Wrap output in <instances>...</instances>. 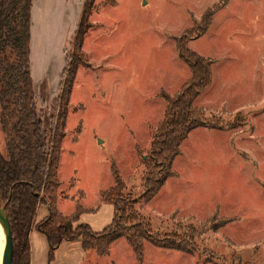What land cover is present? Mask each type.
<instances>
[{"label":"rangeland","instance_id":"374dc122","mask_svg":"<svg viewBox=\"0 0 264 264\" xmlns=\"http://www.w3.org/2000/svg\"><path fill=\"white\" fill-rule=\"evenodd\" d=\"M34 1L31 75L46 86L37 104L49 127L85 0ZM90 24L60 157L64 214L95 209L80 223L96 233L110 225L101 194L114 186L113 169L125 198L142 195L166 107L160 93L175 96L191 77L179 43L212 61L213 83L195 106L214 128L190 133L177 175L137 207L153 239L175 236L184 249L146 242L142 263L120 239L107 256L86 252L83 264H264V0H96Z\"/></svg>","mask_w":264,"mask_h":264},{"label":"trees","instance_id":"16d2710c","mask_svg":"<svg viewBox=\"0 0 264 264\" xmlns=\"http://www.w3.org/2000/svg\"><path fill=\"white\" fill-rule=\"evenodd\" d=\"M95 1L85 0L52 125L47 127L38 108L31 75L32 0H0V130L3 135L0 140V206L5 207L12 229L13 264H30L29 235L33 227L48 240L50 262L63 242L80 241L85 252L104 257L116 242L125 239L142 263L146 242L165 249H184L181 240L172 242L175 236L153 239L150 222L140 218L137 208L150 203L167 181L177 175L174 162L190 133L199 127L214 128L206 126L205 112L195 106L212 85V61L182 43L178 44L179 56L191 77L175 96L160 93L166 107L152 138L148 158L143 160L142 195L138 200L125 198L124 180L113 169L114 186L102 193L101 200L111 205L114 213L111 224L103 231L96 233L89 225L80 223L81 215L89 210L78 207L73 215L64 216L58 209L62 144L78 69L86 62L84 40L91 28ZM203 22L206 31L211 15ZM41 205L47 206L48 216L34 226Z\"/></svg>","mask_w":264,"mask_h":264},{"label":"crops","instance_id":"0c3cea01","mask_svg":"<svg viewBox=\"0 0 264 264\" xmlns=\"http://www.w3.org/2000/svg\"><path fill=\"white\" fill-rule=\"evenodd\" d=\"M34 2L35 1L32 0V5L35 4ZM82 13H83V8H82L81 14L77 20V27H78V23L81 19ZM61 80H62V78H61ZM61 82L62 81H60V88H61ZM41 83L42 82H40V81L34 82V80H33L34 90H35L37 100H38L39 92L44 94L41 89L46 88V86L41 84ZM212 83H213V81H212ZM168 181H167V183H168ZM167 183H166V185H167ZM61 185H62V183H61ZM166 185H165V187H166ZM61 188L62 187H60V192H61ZM58 209L64 216H71L74 214V213H72L70 215L64 214L62 212V210H60L59 205H58ZM88 210H90V209H88ZM47 216H48L47 206H45V205L39 206V208L37 209L35 219H34V226L37 225L38 223H40L41 221H43ZM29 243H30V252H31L30 264H83L86 260L87 254H86L85 250L83 249L82 243L80 241H74V242H63L60 245V247L56 250L53 261L50 262L49 261V243H48V240H47L46 236L39 233L35 229V227H33L32 231L30 232Z\"/></svg>","mask_w":264,"mask_h":264},{"label":"water","instance_id":"95a60500","mask_svg":"<svg viewBox=\"0 0 264 264\" xmlns=\"http://www.w3.org/2000/svg\"><path fill=\"white\" fill-rule=\"evenodd\" d=\"M14 242L5 207L0 206V264H13Z\"/></svg>","mask_w":264,"mask_h":264}]
</instances>
